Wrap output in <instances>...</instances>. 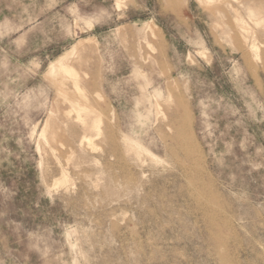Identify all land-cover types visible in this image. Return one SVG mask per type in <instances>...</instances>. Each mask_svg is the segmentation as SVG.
I'll return each instance as SVG.
<instances>
[{
    "label": "rangeland",
    "instance_id": "rangeland-1",
    "mask_svg": "<svg viewBox=\"0 0 264 264\" xmlns=\"http://www.w3.org/2000/svg\"><path fill=\"white\" fill-rule=\"evenodd\" d=\"M0 264H264V0H0Z\"/></svg>",
    "mask_w": 264,
    "mask_h": 264
},
{
    "label": "bare ground",
    "instance_id": "bare-ground-1",
    "mask_svg": "<svg viewBox=\"0 0 264 264\" xmlns=\"http://www.w3.org/2000/svg\"><path fill=\"white\" fill-rule=\"evenodd\" d=\"M249 11H250V16L251 17H256L257 15H258V12L256 11V9H254V8H252V7H249ZM76 48V46H74L73 47V49L71 50V51H74V49ZM68 52H70V51H68ZM74 53V52H73ZM73 53H72V55H73ZM67 56H69V55H67V53L65 54V55H60L58 58H56V59H54V61H52L51 63H50V68H49V70L50 71H48V72H50V74H53L54 73V71H56V74L57 73H59L60 71H61V69L60 68H63L65 71H67V73L68 72H70V74L72 75V71H70V69L72 68H69V65L65 62V57H67ZM59 67V69L57 70V68ZM63 69H62V71H63ZM74 69V68H73ZM59 71V72H58ZM64 71V72H65ZM76 71V70H75ZM66 73V74H67ZM65 74V73H64ZM69 75V74H68ZM50 76V75H49ZM58 77V76H57ZM72 77V76H71ZM56 79V78H55ZM78 79V78H77ZM77 84V83H76ZM69 92V91H68ZM67 92H65V94H66ZM83 93V92H82ZM80 94V93H79ZM68 95V94H67ZM158 96H161V92H159L158 90L156 91V97H158ZM67 99V98H66ZM68 100V99H67ZM69 101V100H68ZM85 102V101H84ZM87 102V101H86ZM71 103V102H70ZM85 104V103H84ZM87 104H88V102H87ZM90 105V104H89ZM83 107V106H82ZM84 107H86V106H84ZM76 108V107H75ZM88 108V107H87ZM92 108V107H91ZM82 110V109H81ZM83 110H85V109H83ZM78 113V112H77ZM139 116H140V121H141V117H144V114H142V113H140L139 114ZM80 118H81V116H80ZM82 118H83V116H82ZM81 118V119H82ZM144 122V121H143ZM189 122L188 121H186V123H185V125H184V127L186 128V129H189ZM92 127H94V128H98L99 127V121L98 120H94L93 121V125H92ZM179 132L181 133V132H183V127H182V125L180 124V130H179ZM180 135H182V134H180ZM90 137V136H89ZM89 139V138H88ZM125 139L126 140H128V141H130V142H132V143H134L137 147H138V149L140 150V151H144V152H147L148 154H150L151 156H153V157H157V155L156 154H154L153 152H151L148 148H146L143 144H142V142L140 141V140H138V139H135V138H133L132 136H130V135H126L125 134ZM181 139H182V144H183V146H184V148H185V150H186V152H187V155L188 156H192L194 153H195V151H196V149H197V147L195 146V144H193V143H191V142H188L187 143V141L185 140V139H183V137H181Z\"/></svg>",
    "mask_w": 264,
    "mask_h": 264
}]
</instances>
